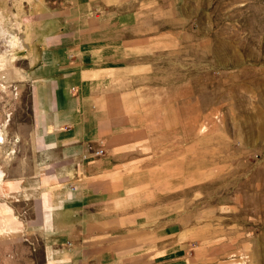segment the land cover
<instances>
[{
	"label": "rangeland",
	"instance_id": "rangeland-1",
	"mask_svg": "<svg viewBox=\"0 0 264 264\" xmlns=\"http://www.w3.org/2000/svg\"><path fill=\"white\" fill-rule=\"evenodd\" d=\"M47 30L122 39L128 62L112 87L126 113L107 153L136 179L154 167L157 202L198 222L218 264H264V0H0V251L39 239L4 225L5 182L18 187L33 103L25 60Z\"/></svg>",
	"mask_w": 264,
	"mask_h": 264
},
{
	"label": "crops",
	"instance_id": "crops-1",
	"mask_svg": "<svg viewBox=\"0 0 264 264\" xmlns=\"http://www.w3.org/2000/svg\"><path fill=\"white\" fill-rule=\"evenodd\" d=\"M102 32L47 30L25 60L33 103L21 143L28 150L18 157L19 173L10 174L18 187L5 182L14 200L4 225L39 241L0 251V264H218L198 222L157 202L155 168L136 179L123 156L107 153L124 124L123 89L112 86L128 60L122 39L91 40ZM97 146L103 154L94 153Z\"/></svg>",
	"mask_w": 264,
	"mask_h": 264
},
{
	"label": "built area",
	"instance_id": "built-area-1",
	"mask_svg": "<svg viewBox=\"0 0 264 264\" xmlns=\"http://www.w3.org/2000/svg\"><path fill=\"white\" fill-rule=\"evenodd\" d=\"M102 148L101 147H99V146H97L95 149H94V153L95 154H102Z\"/></svg>",
	"mask_w": 264,
	"mask_h": 264
},
{
	"label": "bare ground",
	"instance_id": "bare-ground-1",
	"mask_svg": "<svg viewBox=\"0 0 264 264\" xmlns=\"http://www.w3.org/2000/svg\"><path fill=\"white\" fill-rule=\"evenodd\" d=\"M3 174H2V172L0 171V176H2Z\"/></svg>",
	"mask_w": 264,
	"mask_h": 264
}]
</instances>
